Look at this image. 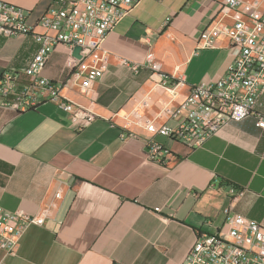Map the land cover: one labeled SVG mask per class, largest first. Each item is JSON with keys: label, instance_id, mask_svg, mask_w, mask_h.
Instances as JSON below:
<instances>
[{"label": "crops", "instance_id": "obj_1", "mask_svg": "<svg viewBox=\"0 0 264 264\" xmlns=\"http://www.w3.org/2000/svg\"><path fill=\"white\" fill-rule=\"evenodd\" d=\"M2 1L24 9L34 32L53 34L38 19L77 0ZM223 1L139 0L107 33L108 64L87 93L68 80L75 57L57 44L41 75L93 115L81 126L52 101L0 108V206L38 220L23 230L15 254L0 248V264H181L200 231L226 236V208L264 227V91L251 115L200 146L157 133L178 123L184 113L169 110L190 87L217 80L232 61L237 48L225 35L197 46ZM38 46L30 34L0 33V75L23 71ZM154 72L173 83L182 75L185 85L172 95L154 85ZM148 140L164 147L161 161L146 159ZM230 186L242 192L233 196Z\"/></svg>", "mask_w": 264, "mask_h": 264}, {"label": "built area", "instance_id": "obj_2", "mask_svg": "<svg viewBox=\"0 0 264 264\" xmlns=\"http://www.w3.org/2000/svg\"><path fill=\"white\" fill-rule=\"evenodd\" d=\"M139 0H77L57 9H48L38 24L53 34L34 32L26 20L27 12L0 0V33L6 36L32 35L39 46L23 71L5 70L0 75V108L25 111L40 101H52L64 110L69 120L81 126L93 115L61 95V84L41 75L48 54L57 44L70 51L79 46V57L73 58L69 81L87 93L100 78L108 64V52L102 44L107 33ZM239 14V18L234 17ZM218 19L206 27L197 40L198 48L212 47L214 39L225 35L237 48L224 73L215 81L190 87L185 99L173 110L180 115L175 126L162 124L157 133L177 140L191 148L200 146L222 125L239 121L252 114L257 98L264 91V0H224ZM231 17L232 23L223 21ZM151 57L148 53L147 58ZM136 71L137 63L129 64ZM155 86L166 88L172 95L185 85L179 75L170 82L167 74L154 72ZM147 104L146 101L143 102ZM258 125L264 126L260 116ZM146 159L161 161L164 147L153 141L145 143ZM242 189L229 187L236 196ZM226 214V236L219 231H200L181 264H264V227L239 214ZM36 217L22 208L14 210L0 206V248L15 254L23 230L36 224Z\"/></svg>", "mask_w": 264, "mask_h": 264}, {"label": "water", "instance_id": "obj_3", "mask_svg": "<svg viewBox=\"0 0 264 264\" xmlns=\"http://www.w3.org/2000/svg\"><path fill=\"white\" fill-rule=\"evenodd\" d=\"M79 50H80V47L79 46H75L72 50V54L74 57L78 58L79 57Z\"/></svg>", "mask_w": 264, "mask_h": 264}]
</instances>
